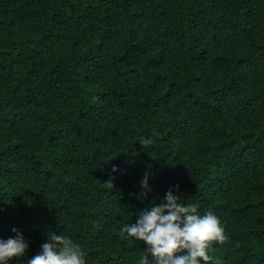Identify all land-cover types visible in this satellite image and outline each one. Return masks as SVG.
<instances>
[{"label": "trees", "instance_id": "trees-1", "mask_svg": "<svg viewBox=\"0 0 264 264\" xmlns=\"http://www.w3.org/2000/svg\"><path fill=\"white\" fill-rule=\"evenodd\" d=\"M176 186L224 224L215 264H264V0H0V237L29 243L9 264L48 231L136 264L121 226Z\"/></svg>", "mask_w": 264, "mask_h": 264}, {"label": "clouds", "instance_id": "clouds-1", "mask_svg": "<svg viewBox=\"0 0 264 264\" xmlns=\"http://www.w3.org/2000/svg\"><path fill=\"white\" fill-rule=\"evenodd\" d=\"M138 140L145 147L154 142L151 136ZM112 170L116 172L117 166ZM140 183L146 195L150 191L148 176ZM12 231L15 236L0 237V264L23 256L29 247L22 232L15 227ZM120 232L126 239L145 245V254L136 264H215L213 242L223 243L228 238L220 218L211 211L201 214L197 204L184 202L178 186L176 191L170 187L159 202L154 200L137 212L135 222L123 224ZM46 236L26 264H86V252L79 243L60 231H48Z\"/></svg>", "mask_w": 264, "mask_h": 264}]
</instances>
